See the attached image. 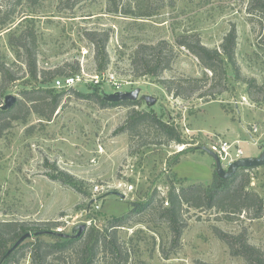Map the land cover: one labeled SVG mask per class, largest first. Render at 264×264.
<instances>
[{
    "label": "rangeland",
    "instance_id": "1",
    "mask_svg": "<svg viewBox=\"0 0 264 264\" xmlns=\"http://www.w3.org/2000/svg\"><path fill=\"white\" fill-rule=\"evenodd\" d=\"M115 8L118 13L110 12ZM248 9L247 0H115L114 5L108 0H0V22L7 19L0 25V63L9 73L4 78L0 75V106L7 95L24 103L23 93L34 89L66 91L54 88L60 76L44 81L39 77L37 82L30 77L24 55L18 58L9 44L23 30L35 35L39 74L60 69L66 76L78 68L74 74L85 81L70 89L80 96L73 92L62 96L50 122L39 120L21 106L15 110L18 119H0L4 127L0 137V222L25 223L41 230L54 223L52 230L65 234L85 223L86 230L115 232V241L111 240L116 253L111 254L106 246L95 264H115L124 258L126 264H246L242 257L231 254L216 231L245 235L251 246L264 253V216L251 220V211L226 219L215 210L185 208L182 218L187 224L176 246L173 233L159 217L160 202L166 199L171 183L176 189L210 185L214 161L201 147L215 149L220 139L239 140L244 157H256L264 150V30L262 16L253 17ZM232 28L237 36L239 78L226 66L222 84L214 89V101L198 98L209 84L186 100L168 94L152 77L133 75L131 60L136 48L165 41L174 59L161 79L200 78L206 71L179 46V40L188 36L220 52ZM88 32L108 34L110 61L103 73L97 71ZM111 76L123 91L139 89V97H154L155 105L139 100L136 106L101 107L89 96L94 88L114 93L107 82ZM252 80L257 87L250 86ZM133 109L172 121L184 144L168 142L155 127L142 128L130 138L122 128ZM175 159L179 163L172 166ZM245 178L249 179L246 190L263 197L264 167L241 173L237 183ZM112 192L125 198L105 197ZM151 198L152 206L140 212ZM116 220L122 221L121 227L111 228ZM40 240L54 242L47 236ZM33 243L34 238L25 241L12 264H31ZM81 249L78 243L52 255L48 264H75Z\"/></svg>",
    "mask_w": 264,
    "mask_h": 264
},
{
    "label": "trees",
    "instance_id": "2",
    "mask_svg": "<svg viewBox=\"0 0 264 264\" xmlns=\"http://www.w3.org/2000/svg\"><path fill=\"white\" fill-rule=\"evenodd\" d=\"M108 4L114 5L115 0H108ZM247 5L249 6L248 13L251 16L255 17L257 14L262 16V18L259 19L261 27L264 30V0H247ZM110 12L118 13V9L115 8ZM124 14L130 13L124 12ZM6 23L7 19L4 18L0 22V25L3 26ZM86 36L94 48V59L97 71L103 73L107 70L110 61L106 51L108 34L103 33L101 35L96 32H88ZM236 39V31L232 28L224 37L220 46L221 51L219 52L218 50L208 49L203 46L198 39H191V37L188 36L181 37L178 42L179 46L184 47L197 58L206 72H204L203 76L200 78L187 77L177 80L161 79V75L164 71L169 70L174 59V52L171 49L167 50L166 42L160 41L153 45L141 44L134 51L131 60L133 75L137 78L145 76L152 77L161 84L168 94H172L175 98H183L186 100L209 84L208 89L200 93L198 98H207L206 102L214 101V89L217 85L222 84L226 76V66H229L234 76L239 78L240 72L235 58ZM14 40L16 41L14 42ZM192 40H194V42ZM9 44L17 51L18 58L21 54L24 55V64L27 68V72L35 82H37L39 77L44 81L47 79L51 80L58 76H65L60 69H55L52 72L43 71L39 74L35 53L36 38L32 31L23 30L16 37L12 36ZM76 72H78V68L74 73ZM74 73L71 75H75ZM207 73L210 76H208ZM6 74H9L8 69L5 68L3 63H0L1 77L4 78ZM9 78L13 80L11 77ZM249 82L251 87H257L254 80ZM66 92H73L75 95L80 96L72 90L53 93L47 89L38 88L25 92L23 93L24 103L22 101H17L8 111H2L0 109V119H18L15 110L18 106H21L24 107L27 112L36 114L39 120L50 122L61 103L62 96ZM89 98L99 103L103 108L107 106H136L140 104L139 100L110 103L105 101L101 94L95 93L93 89L91 90ZM145 127H155L167 137L168 142H175L180 145L184 144L180 133L172 121H162L152 112L136 111L133 109L129 112L122 131L127 132L130 138H133L138 134L139 130ZM3 128L4 127L0 125V137L2 136ZM178 163V159H175L172 161L171 165L175 166ZM247 170L249 169H240L233 178L227 180L220 179L214 172L212 174V181L208 187L195 184L176 189L173 183L170 184L166 199L160 202L159 217L167 223L170 231L173 233V246L177 245L181 232L186 227L187 221H183L182 214L187 208L193 210H203L204 208L207 210H215L217 213L223 214L226 219L243 212L247 214L250 211L251 220H259L264 216V196L260 197L256 193L246 190L249 186L248 178H245V181L237 183L240 174ZM165 203L167 205L164 207L163 204ZM152 204L153 198L141 207L140 212L145 211L151 207ZM114 224L115 225L111 228L121 227L122 221L116 220ZM47 226V230H41L38 228L31 229L29 225L25 223L0 222V264H12V261L16 259L18 255L20 256V252H22L26 246L24 243L17 247L9 257L2 262L8 249L22 234L31 231H52L56 225L53 223ZM215 234L228 246L233 256L242 257L246 264H264V253L260 249L251 246L245 235L228 236L219 231H216ZM47 237L51 238L54 242L44 243L40 240V236L34 238L35 243L32 244L33 248L30 254L32 259L31 264H48V262H50L49 258L52 255L62 254L78 243L82 244V249L77 254L75 264H95L98 259V254L102 249L104 250L106 246L109 248L110 253L112 252L115 254L117 251V247L112 244L111 240L113 239V241H115V232L109 234L107 229L102 233L96 231L94 228L87 229L82 236L75 240H65L55 236ZM107 240H109V242H107ZM123 260L124 261L115 264H126L127 258Z\"/></svg>",
    "mask_w": 264,
    "mask_h": 264
},
{
    "label": "water",
    "instance_id": "3",
    "mask_svg": "<svg viewBox=\"0 0 264 264\" xmlns=\"http://www.w3.org/2000/svg\"><path fill=\"white\" fill-rule=\"evenodd\" d=\"M93 91L95 93H99L102 95L105 101L110 102V103H117V102H126V101H136L140 100L145 103L147 106H154L156 103V99L152 96H147V95H140V90L139 89H134L132 91H127V92H114L111 94H105L99 91L98 88H94ZM16 103V98L12 95H7L4 98V103L2 106H0V109L2 111H8L10 110ZM201 151L207 153L214 161V172L215 174L222 180H227L231 179L235 176L238 170L240 169H255L259 167H264V150L256 157H244L241 158L231 165L227 167V169H224L221 166V163L217 157V155L209 150L206 147H201ZM109 196H117L121 199H124L125 196L123 194H120L118 192H112V193H107L105 197ZM94 201H90L87 204L86 207V212H89L91 206L93 205ZM87 224L85 223H79L75 225L71 231L70 234H65L60 231H38V232H26L22 234L16 241L15 243L8 249L7 253L4 255L2 262H4L9 255L20 245H22L25 241L30 240L32 238L38 237V236H55L60 239H65V240H75L79 238L80 236L83 235V233L86 231Z\"/></svg>",
    "mask_w": 264,
    "mask_h": 264
},
{
    "label": "built area",
    "instance_id": "4",
    "mask_svg": "<svg viewBox=\"0 0 264 264\" xmlns=\"http://www.w3.org/2000/svg\"><path fill=\"white\" fill-rule=\"evenodd\" d=\"M83 81L82 77L80 75H67L62 77L61 79H58L54 84V88L57 90H70L71 88H74L77 84H80ZM108 83H111L112 86L115 89V92H126L122 90V85L121 84H116L114 82L113 77L111 76L108 80ZM95 84L98 83V81L94 82ZM253 132H257V129L254 128ZM252 138V137H251ZM253 142V141H252ZM240 141L236 140L233 142H227V141H222L219 139L218 143L216 144L215 149H212L211 151L214 152L220 163L221 166L224 169H227V167L229 165H231L232 163H234L235 161L244 158V153L241 149V147L239 146ZM254 144V142H253ZM255 145V144H254ZM97 190V189H96Z\"/></svg>",
    "mask_w": 264,
    "mask_h": 264
},
{
    "label": "crops",
    "instance_id": "5",
    "mask_svg": "<svg viewBox=\"0 0 264 264\" xmlns=\"http://www.w3.org/2000/svg\"><path fill=\"white\" fill-rule=\"evenodd\" d=\"M249 135H250V137H252V136H251V133H250ZM251 139H252V138H251ZM253 145H254V144H253Z\"/></svg>",
    "mask_w": 264,
    "mask_h": 264
}]
</instances>
